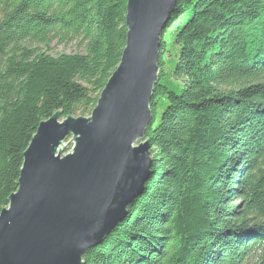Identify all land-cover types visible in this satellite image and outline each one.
I'll return each instance as SVG.
<instances>
[{
    "label": "trees",
    "instance_id": "trees-1",
    "mask_svg": "<svg viewBox=\"0 0 264 264\" xmlns=\"http://www.w3.org/2000/svg\"><path fill=\"white\" fill-rule=\"evenodd\" d=\"M127 1L0 0V212L38 125L96 106ZM178 12L158 40L153 176L84 264H264V0H176ZM70 44L81 52L50 53Z\"/></svg>",
    "mask_w": 264,
    "mask_h": 264
},
{
    "label": "water",
    "instance_id": "water-1",
    "mask_svg": "<svg viewBox=\"0 0 264 264\" xmlns=\"http://www.w3.org/2000/svg\"><path fill=\"white\" fill-rule=\"evenodd\" d=\"M175 3L128 0L125 46L90 115L56 112L38 125L0 212V264H84L143 196L158 40L180 16Z\"/></svg>",
    "mask_w": 264,
    "mask_h": 264
},
{
    "label": "rangeland",
    "instance_id": "rangeland-1",
    "mask_svg": "<svg viewBox=\"0 0 264 264\" xmlns=\"http://www.w3.org/2000/svg\"><path fill=\"white\" fill-rule=\"evenodd\" d=\"M53 46V45H52ZM81 51L78 50L76 44H70L67 47H63V46H53V48L51 49L50 53L54 56V55H58V54H71V53H79ZM68 142L66 141L65 144H67ZM71 146V144H69L67 147Z\"/></svg>",
    "mask_w": 264,
    "mask_h": 264
}]
</instances>
